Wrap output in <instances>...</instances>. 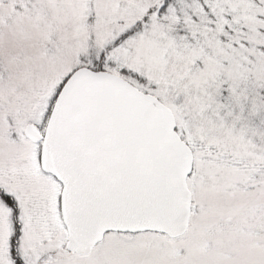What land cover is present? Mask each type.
Returning a JSON list of instances; mask_svg holds the SVG:
<instances>
[{"label":"snow or ice","instance_id":"snow-or-ice-1","mask_svg":"<svg viewBox=\"0 0 264 264\" xmlns=\"http://www.w3.org/2000/svg\"><path fill=\"white\" fill-rule=\"evenodd\" d=\"M0 264H264V0H0Z\"/></svg>","mask_w":264,"mask_h":264}]
</instances>
